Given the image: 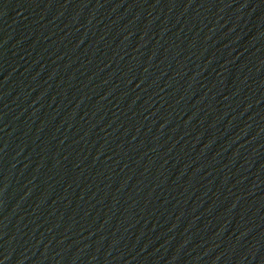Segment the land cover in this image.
<instances>
[{"label": "water", "instance_id": "obj_1", "mask_svg": "<svg viewBox=\"0 0 264 264\" xmlns=\"http://www.w3.org/2000/svg\"><path fill=\"white\" fill-rule=\"evenodd\" d=\"M0 264H264V0H0Z\"/></svg>", "mask_w": 264, "mask_h": 264}]
</instances>
